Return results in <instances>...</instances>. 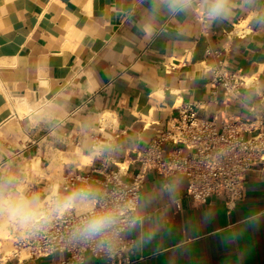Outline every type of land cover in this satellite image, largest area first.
<instances>
[{
    "label": "crops",
    "instance_id": "crops-1",
    "mask_svg": "<svg viewBox=\"0 0 264 264\" xmlns=\"http://www.w3.org/2000/svg\"><path fill=\"white\" fill-rule=\"evenodd\" d=\"M197 2L173 15L158 0H0V198L60 191L78 171L61 155L93 154L85 169L95 180L106 158L125 163L131 177L134 151L172 123L176 107L210 97L216 57L264 89V0H232L230 14L205 26ZM95 139L110 150L94 155ZM187 186L185 175L146 173L143 219L126 231L137 240L131 264H264V170L248 173L232 208L219 196L195 202ZM83 264L105 262L88 253Z\"/></svg>",
    "mask_w": 264,
    "mask_h": 264
},
{
    "label": "built area",
    "instance_id": "built-area-1",
    "mask_svg": "<svg viewBox=\"0 0 264 264\" xmlns=\"http://www.w3.org/2000/svg\"><path fill=\"white\" fill-rule=\"evenodd\" d=\"M196 16L205 26L208 20L202 12ZM207 70L211 72L210 97L201 103L184 102L176 107L172 123L160 129L159 136L146 146L134 151L133 161L138 167L131 177H125L128 168L121 167L123 163L106 158L97 167L102 172L101 179L95 180L94 169H85L91 163L83 165L76 173L64 177L60 191L56 194L50 191L41 201L47 202L50 196L63 197L78 187L93 186L96 181L104 202L123 211L122 221L133 217L141 223L143 217L138 213L141 189L146 173L156 170L165 176L185 175L186 194L195 202L205 203L210 197L219 196L229 208L234 207L245 195L248 173L264 170V89L257 91L252 76L232 70L219 57ZM253 88L254 94L249 95L247 91ZM236 105L246 112L235 113ZM201 109L211 115H202ZM100 145L98 139L93 141L94 155L100 153ZM80 216L81 210L71 209L52 218L39 231L15 221L10 225L9 237L0 239V264L14 258L19 263L56 253L61 256L55 264H83L88 253L105 264L135 261L131 255L137 240L126 235L128 228L124 224L120 225L118 243L111 253L93 251L92 244L70 241L71 230Z\"/></svg>",
    "mask_w": 264,
    "mask_h": 264
},
{
    "label": "clouds",
    "instance_id": "clouds-1",
    "mask_svg": "<svg viewBox=\"0 0 264 264\" xmlns=\"http://www.w3.org/2000/svg\"><path fill=\"white\" fill-rule=\"evenodd\" d=\"M158 3L173 15L185 13L193 8L195 0H158ZM232 0H199L198 11L202 12L206 20L213 21L227 16L232 11ZM110 150L107 145H101L100 152ZM99 204V207L96 205ZM71 209H80L81 216L73 226L69 239L80 244L94 245L93 251H114L118 243V235L124 224L128 229L138 226V220L128 217L121 220L123 211L110 207L104 202L99 190L93 186H82L69 194L59 197L50 196L47 202L41 201L39 196L18 205H12L7 210L18 219L24 227L33 230H43L49 221ZM151 239V235L147 237Z\"/></svg>",
    "mask_w": 264,
    "mask_h": 264
},
{
    "label": "rangeland",
    "instance_id": "rangeland-1",
    "mask_svg": "<svg viewBox=\"0 0 264 264\" xmlns=\"http://www.w3.org/2000/svg\"><path fill=\"white\" fill-rule=\"evenodd\" d=\"M104 119V118H103ZM81 154L83 153H80L77 157V159H72V158H69L70 161L64 157V155H61L60 158L63 162H72V161H75V164L78 166V167H83V165H86L87 162L85 163H81L80 160H81ZM91 156V155H90ZM93 156V155H92ZM91 156V158H92ZM89 162V161H88ZM121 167H126V164H121ZM32 175H37L40 173V171L35 167V164H32L28 170ZM54 193L56 194L58 192L57 188L55 187L54 188ZM24 197L23 195L16 197V198H12V197H8V198H5V197H1L0 198V226L5 223L7 225V232L5 234V236L3 238H8L9 237V228H10V225L13 224L15 221H18V219L16 217H14L7 209L10 207L9 205V202L12 203V204H15L16 201L18 200H21L20 198ZM25 201H27L28 199H25V197L23 198ZM7 200V202H6ZM19 222V221H18ZM8 245L11 244V241H9L7 243Z\"/></svg>",
    "mask_w": 264,
    "mask_h": 264
},
{
    "label": "bare ground",
    "instance_id": "bare-ground-1",
    "mask_svg": "<svg viewBox=\"0 0 264 264\" xmlns=\"http://www.w3.org/2000/svg\"><path fill=\"white\" fill-rule=\"evenodd\" d=\"M240 26H241V25H240ZM177 98H178V97H177V92H176V91H173V94H172V102H175ZM104 116L106 117V113L104 114ZM92 155H93V154H92ZM91 159H92V158H91L90 155H87V154H84V153H83V154H81V160H80V162H81V163H85V162H87L86 164H89V163H91V162H88V161H92ZM18 198H19V197H18ZM23 198H24V197L20 198L21 200L16 201L15 204H12V203L9 202V204H10L9 206H12V205H18V204L24 202L25 200H24ZM25 199H27V197H26ZM29 200H30V199H29ZM6 202H7V200H6ZM79 210H80V209H79ZM7 230H8L7 225H6L5 223H3V224L0 226V239H2V238L5 236Z\"/></svg>",
    "mask_w": 264,
    "mask_h": 264
}]
</instances>
